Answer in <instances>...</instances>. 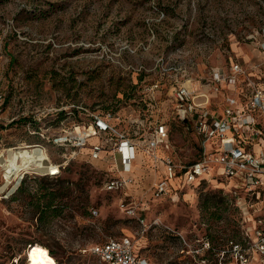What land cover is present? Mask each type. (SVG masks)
Returning <instances> with one entry per match:
<instances>
[{
  "label": "rangeland",
  "instance_id": "obj_1",
  "mask_svg": "<svg viewBox=\"0 0 264 264\" xmlns=\"http://www.w3.org/2000/svg\"><path fill=\"white\" fill-rule=\"evenodd\" d=\"M262 28L264 0H0V151L38 141L26 112L79 104L111 112L139 139L165 121L169 148L159 154L188 164L201 140L172 112V86L231 75L236 61L264 78ZM43 151L58 160L66 149ZM141 151L125 191L106 189L105 161L88 155L57 178H20L6 174L15 154L0 153V264H24L33 250L57 264H103L83 249L124 235L149 264H214L243 226L234 196L219 179H196L153 198L160 164ZM130 196L134 212L120 205Z\"/></svg>",
  "mask_w": 264,
  "mask_h": 264
},
{
  "label": "built area",
  "instance_id": "obj_2",
  "mask_svg": "<svg viewBox=\"0 0 264 264\" xmlns=\"http://www.w3.org/2000/svg\"><path fill=\"white\" fill-rule=\"evenodd\" d=\"M261 35L264 37V28ZM260 48L264 49V43ZM257 69L247 73L243 64L236 61L231 64V75L217 69L205 83L190 80L174 84L169 96L168 104L175 117L200 137L202 154L199 159L180 166L170 158L162 159L169 175L156 177L149 187L150 195L166 196L196 179L198 183L219 179L225 184L243 214V226L238 238H229L220 249L214 264H264V78ZM241 80L245 82L243 89ZM222 84L235 86L236 93L223 94V101L217 106L214 97ZM26 116L29 132L38 135L40 141L15 144L0 153L15 154L24 145L43 150L46 144L66 152L58 160L45 156L29 163L15 156L13 168L7 162L11 167L5 169L12 168L10 174L22 170L20 178L27 174L57 178L72 159L88 155L105 161L106 189L125 191L133 184L131 164L139 150L157 160L158 149L169 148V126L165 121H159L147 138L139 139L120 128L111 112H97L79 104L31 110ZM169 176H177V183ZM137 204L138 199L133 196L120 202L129 212H134ZM205 247L209 249L210 243L206 242ZM83 251L103 264H149L127 235L109 237Z\"/></svg>",
  "mask_w": 264,
  "mask_h": 264
},
{
  "label": "bare ground",
  "instance_id": "obj_3",
  "mask_svg": "<svg viewBox=\"0 0 264 264\" xmlns=\"http://www.w3.org/2000/svg\"><path fill=\"white\" fill-rule=\"evenodd\" d=\"M15 156L20 157L21 160L23 161V163H26V162L29 163L30 161L36 160L38 158H45V153H44V151L42 149H39L38 147H35L34 149H32V148L28 149L27 147H25L23 149L22 148L19 149V151L17 153H15ZM143 156H144L143 152L141 150H139L137 155H136V159L137 158H141L142 159ZM136 159L131 164L132 171L136 168V165H135L136 164ZM156 159H157L158 163L159 162L162 163V155H161V153L159 154V151L156 152ZM2 160H3V158L0 157V161H2ZM3 162L4 161H2L1 163H3ZM10 162L12 163V160L9 161V163ZM9 167H10V165H9ZM11 169H9L6 172V174L9 175V177H10ZM24 264H57V262H56V259L53 256H51V255H49L47 253H44L42 251H39V250H33V251H31L29 253L28 258H27V260L25 261Z\"/></svg>",
  "mask_w": 264,
  "mask_h": 264
},
{
  "label": "crops",
  "instance_id": "obj_4",
  "mask_svg": "<svg viewBox=\"0 0 264 264\" xmlns=\"http://www.w3.org/2000/svg\"><path fill=\"white\" fill-rule=\"evenodd\" d=\"M249 60H252V62H254L255 60H257V58H250ZM243 61V60H242ZM222 86H224V84H222ZM230 87L229 89H230V94H234V93H236V90H235V86H232V85H227V87ZM213 96H215V94H212ZM222 97H223V94L222 93H218L215 97H214V101H219L220 99H222ZM168 125V124H167ZM169 126V135H170V131H171V127H170V125H168ZM159 149H161V148H159ZM158 149V150H159ZM201 154H202V150H201V147H200V150H199V153H198V157L196 158V159H199L200 157H201ZM140 160H138V158L136 159V167H137V165H142V163H143V158L141 159V158H139ZM194 161V160H193ZM192 162V161H191ZM159 164H160V174H167V175H169V169H168V167H166L163 163H160L159 162ZM134 165V166H135ZM141 169V168H140ZM139 169V170H140ZM133 174V173H132ZM133 176V175H132ZM169 178L171 179V181L173 182V183H177V181H178V177L177 176H169Z\"/></svg>",
  "mask_w": 264,
  "mask_h": 264
},
{
  "label": "trees",
  "instance_id": "obj_5",
  "mask_svg": "<svg viewBox=\"0 0 264 264\" xmlns=\"http://www.w3.org/2000/svg\"><path fill=\"white\" fill-rule=\"evenodd\" d=\"M35 125V124H34ZM35 135V137L38 139V141H33V142H28V143H30V144H33V143H37V142H39L40 141V139H39V137H38V135H36V134H34ZM15 145V144H14ZM39 246V245H38ZM136 249V248H135ZM48 250V249H47ZM49 251V250H48Z\"/></svg>",
  "mask_w": 264,
  "mask_h": 264
}]
</instances>
